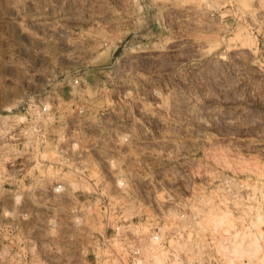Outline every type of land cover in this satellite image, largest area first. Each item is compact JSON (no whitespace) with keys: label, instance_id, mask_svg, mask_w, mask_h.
Wrapping results in <instances>:
<instances>
[{"label":"rangeland","instance_id":"rangeland-1","mask_svg":"<svg viewBox=\"0 0 264 264\" xmlns=\"http://www.w3.org/2000/svg\"><path fill=\"white\" fill-rule=\"evenodd\" d=\"M66 77L82 82L80 106L110 107L114 123L77 117ZM48 95L50 143L127 134L138 161L124 169L147 204L190 202L205 212L198 232L225 216L216 229L261 247L238 264H264V0H0V224L23 222L31 203L26 100ZM87 220L102 231L97 207ZM5 245L0 264H20L27 226L0 230Z\"/></svg>","mask_w":264,"mask_h":264},{"label":"built area","instance_id":"built-area-1","mask_svg":"<svg viewBox=\"0 0 264 264\" xmlns=\"http://www.w3.org/2000/svg\"><path fill=\"white\" fill-rule=\"evenodd\" d=\"M59 84L70 87L77 117L98 125L112 120L110 107L94 111L79 105L85 95L80 79L66 77ZM26 101L30 125L24 137L33 146L27 176L31 203L27 212L18 214L23 222L15 227L0 224L1 231L27 226V254L18 255L20 264H54L64 256L74 264H238V256L228 257L221 250L226 232L205 226L198 232L204 211L192 210L190 202L167 211L163 202L156 207L146 203L152 199L129 181L124 169L131 157L126 153L127 134L101 133L88 145L78 138L50 143L49 126L58 113L55 97L37 101L27 96ZM129 159L131 164L138 161ZM96 207L102 216L97 235L87 220ZM145 207L158 219L144 217ZM232 229L227 232L230 240L237 231ZM5 253H10L7 245L0 249V255ZM158 257L162 261L155 263Z\"/></svg>","mask_w":264,"mask_h":264},{"label":"bare ground","instance_id":"bare-ground-1","mask_svg":"<svg viewBox=\"0 0 264 264\" xmlns=\"http://www.w3.org/2000/svg\"><path fill=\"white\" fill-rule=\"evenodd\" d=\"M259 5H261V4H259ZM61 131H63V129ZM11 137L13 138V136H11ZM26 137H27V135H26ZM216 215H218V214H216ZM213 216H212V218H210V220L207 219V221H211V222L215 223L216 227H220V228H224L225 226H228L227 225L228 224V221H227V224H225L226 223L225 222V219H224L225 216H224V218H222L223 215L220 218H216V216L213 218ZM218 217H219V215H218ZM223 225H224V227H223ZM226 231H227V229H226ZM226 231H224V232H226ZM240 235L241 234L239 232L235 233L234 234V238H235L234 240H230L229 237H227V234H226V236H222V238H221V241H222V243H221V250H222V252H225V254L228 257L231 256V255H236V256H238L240 258L246 257V256L248 258H250L255 253L257 254V252L259 251V249H261V247H259L260 245L258 244L257 239L256 238H253V237H250V236H247V235H243L242 239H238V236H240ZM229 242L231 243L230 246H228L229 245ZM158 258H159V260L158 259L157 260L155 259V263H159V262L162 261V258H160V257H158Z\"/></svg>","mask_w":264,"mask_h":264}]
</instances>
